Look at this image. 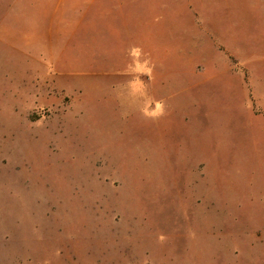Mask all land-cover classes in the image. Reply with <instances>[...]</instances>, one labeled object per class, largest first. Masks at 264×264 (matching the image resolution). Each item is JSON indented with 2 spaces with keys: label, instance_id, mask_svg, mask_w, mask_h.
Instances as JSON below:
<instances>
[{
  "label": "rangeland",
  "instance_id": "rangeland-1",
  "mask_svg": "<svg viewBox=\"0 0 264 264\" xmlns=\"http://www.w3.org/2000/svg\"><path fill=\"white\" fill-rule=\"evenodd\" d=\"M0 264H264V0H0Z\"/></svg>",
  "mask_w": 264,
  "mask_h": 264
}]
</instances>
